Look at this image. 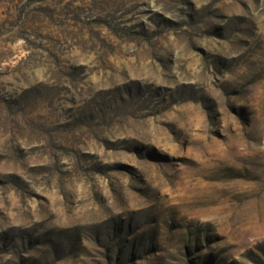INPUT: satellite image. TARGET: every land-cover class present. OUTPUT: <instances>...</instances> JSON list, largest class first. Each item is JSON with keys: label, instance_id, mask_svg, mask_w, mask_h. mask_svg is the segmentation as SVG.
I'll return each instance as SVG.
<instances>
[{"label": "rangeland", "instance_id": "rangeland-1", "mask_svg": "<svg viewBox=\"0 0 264 264\" xmlns=\"http://www.w3.org/2000/svg\"><path fill=\"white\" fill-rule=\"evenodd\" d=\"M0 264H264V0H0Z\"/></svg>", "mask_w": 264, "mask_h": 264}]
</instances>
